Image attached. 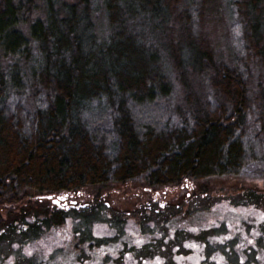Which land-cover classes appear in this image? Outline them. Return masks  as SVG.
<instances>
[{
    "label": "trees",
    "instance_id": "obj_1",
    "mask_svg": "<svg viewBox=\"0 0 264 264\" xmlns=\"http://www.w3.org/2000/svg\"><path fill=\"white\" fill-rule=\"evenodd\" d=\"M222 7L229 61L205 29ZM243 169L264 174V0H0V241L61 225L81 208L51 198L87 186Z\"/></svg>",
    "mask_w": 264,
    "mask_h": 264
},
{
    "label": "rangeland",
    "instance_id": "obj_2",
    "mask_svg": "<svg viewBox=\"0 0 264 264\" xmlns=\"http://www.w3.org/2000/svg\"><path fill=\"white\" fill-rule=\"evenodd\" d=\"M236 25L224 7L205 23L222 60L239 47ZM79 192L73 209H81L61 225L24 243L0 241V264H264L262 247L248 238L260 231L252 218L264 220V200L247 197L264 193V174L243 169L180 187L109 182Z\"/></svg>",
    "mask_w": 264,
    "mask_h": 264
},
{
    "label": "flooded vegetation",
    "instance_id": "obj_3",
    "mask_svg": "<svg viewBox=\"0 0 264 264\" xmlns=\"http://www.w3.org/2000/svg\"><path fill=\"white\" fill-rule=\"evenodd\" d=\"M62 204L63 207H65V209H68L69 207H73L76 205V202L74 200H64V197H59L58 198V203H56V205ZM254 207L256 208V206L254 205ZM257 218L254 217L252 218L253 223L255 224L256 229L255 230H260L259 233L252 235V233L249 234V241H251V248H257V247H262L260 249V252L263 254L264 253V245H261L260 242L264 243L261 239L264 238V220L262 221H257ZM260 225V228H259ZM259 228V229H258ZM253 231V230H252ZM171 239V238H169ZM259 243V246H257V244ZM255 259H257V261H261V263L263 262L261 260L260 257H258V255L255 256ZM125 264H134V263H125ZM164 264V263H163Z\"/></svg>",
    "mask_w": 264,
    "mask_h": 264
},
{
    "label": "water",
    "instance_id": "obj_4",
    "mask_svg": "<svg viewBox=\"0 0 264 264\" xmlns=\"http://www.w3.org/2000/svg\"><path fill=\"white\" fill-rule=\"evenodd\" d=\"M48 198H51V196H48ZM53 203H58V199H52Z\"/></svg>",
    "mask_w": 264,
    "mask_h": 264
}]
</instances>
